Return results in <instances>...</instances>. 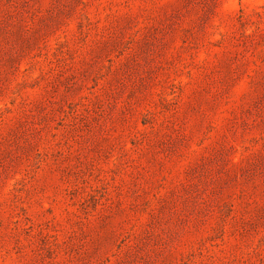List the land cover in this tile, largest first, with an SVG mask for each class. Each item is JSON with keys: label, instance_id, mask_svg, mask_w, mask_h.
Listing matches in <instances>:
<instances>
[{"label": "rangeland", "instance_id": "1", "mask_svg": "<svg viewBox=\"0 0 264 264\" xmlns=\"http://www.w3.org/2000/svg\"><path fill=\"white\" fill-rule=\"evenodd\" d=\"M0 264H264V0H0Z\"/></svg>", "mask_w": 264, "mask_h": 264}]
</instances>
